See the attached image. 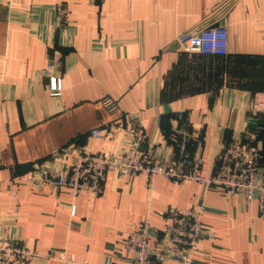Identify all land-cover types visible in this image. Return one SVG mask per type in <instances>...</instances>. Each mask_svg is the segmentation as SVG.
Here are the masks:
<instances>
[{
	"label": "crops",
	"instance_id": "crops-1",
	"mask_svg": "<svg viewBox=\"0 0 264 264\" xmlns=\"http://www.w3.org/2000/svg\"><path fill=\"white\" fill-rule=\"evenodd\" d=\"M61 1L66 24L58 21ZM217 24L228 28L226 55L175 43L187 30ZM54 55L59 96L47 87ZM261 59L264 0H0V235L37 251L33 264H130L126 238L144 214L153 245L164 239L170 208L205 204L214 237L201 240L194 263L264 264L256 200L193 179L113 169L102 194L71 197L66 187L33 182L36 164L55 168L53 153L71 143L112 155L134 139L174 156L180 128L190 130L187 151L202 157L206 174L235 138L263 149L264 169V111L252 108L264 85L248 82ZM97 127L103 134L91 136Z\"/></svg>",
	"mask_w": 264,
	"mask_h": 264
},
{
	"label": "built area",
	"instance_id": "built-area-1",
	"mask_svg": "<svg viewBox=\"0 0 264 264\" xmlns=\"http://www.w3.org/2000/svg\"><path fill=\"white\" fill-rule=\"evenodd\" d=\"M56 11L59 24H66L69 16L67 4L58 2ZM228 33L226 25L201 26L179 34L175 43L183 51L225 55L228 53ZM59 62L60 57L54 55L46 68L49 93L56 96L63 91L62 77L56 72ZM115 106L112 104V108ZM252 108L257 112L264 111V93H256ZM102 134L99 127L90 132L93 137ZM190 137L187 128L177 131L174 138L177 153L171 157L160 156L153 148L141 147L134 139L124 152L112 155L91 152L71 143L53 153V160L57 162L55 168L36 164L37 175L33 182L41 188L49 186L59 190L66 187L71 197H75L82 191L102 194L107 172L111 169L123 176L143 173L149 180L159 174L179 181L193 179L206 189L220 188L227 194L242 197L247 203L256 200L259 215L264 218V169L260 146L242 138L233 139L224 146L218 155V163L206 174L202 157L187 151ZM205 211V204L170 208L165 216L164 239L153 245L150 243L151 217L144 214L126 238L127 249L132 254L130 264H164L169 261L195 264L194 254L201 240L214 237L213 231L203 222ZM37 255V251L24 243L0 235V264H33ZM58 255L66 259L64 252ZM107 264H111L110 261Z\"/></svg>",
	"mask_w": 264,
	"mask_h": 264
},
{
	"label": "rangeland",
	"instance_id": "rangeland-1",
	"mask_svg": "<svg viewBox=\"0 0 264 264\" xmlns=\"http://www.w3.org/2000/svg\"><path fill=\"white\" fill-rule=\"evenodd\" d=\"M252 64L255 65V67H257V68L255 69V74L253 76H252L253 70L250 72L251 73V80L249 79L248 82L250 83L251 81H255V82L263 83V85H264V75H261V73L264 70V67H262L264 65V59H261L260 61H257L256 63L253 60ZM259 76H261V77L258 78ZM258 93H261V92H258Z\"/></svg>",
	"mask_w": 264,
	"mask_h": 264
},
{
	"label": "trees",
	"instance_id": "trees-1",
	"mask_svg": "<svg viewBox=\"0 0 264 264\" xmlns=\"http://www.w3.org/2000/svg\"><path fill=\"white\" fill-rule=\"evenodd\" d=\"M225 55H226V54H225ZM173 136H174V137L177 136L176 131H175V133L173 132ZM169 139H170V138H169ZM262 152H263V149L260 148V154H262ZM260 159H261V157H260ZM260 161L262 162V159H261ZM261 165H262V164H261Z\"/></svg>",
	"mask_w": 264,
	"mask_h": 264
}]
</instances>
